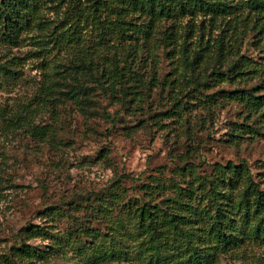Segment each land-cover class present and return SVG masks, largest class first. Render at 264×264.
I'll return each instance as SVG.
<instances>
[{
	"label": "rangeland",
	"instance_id": "1",
	"mask_svg": "<svg viewBox=\"0 0 264 264\" xmlns=\"http://www.w3.org/2000/svg\"><path fill=\"white\" fill-rule=\"evenodd\" d=\"M47 6L42 14L53 26L62 13ZM250 28L251 24L240 27V53L261 68L264 42L257 46ZM90 30L84 27L80 36L91 38ZM40 36L33 29L16 44L0 42V264H11L6 259L9 247L26 224L54 235L26 240L49 252L47 259L35 264H85L71 247L63 251L55 247L74 227L108 232L98 221V200L107 198L110 183L118 179L128 197L136 196L149 175L169 176L176 162H194L203 174L216 161L244 159L264 189V121L246 115L241 101L211 96L219 90L255 87L262 78L258 72L240 82L215 80L209 76L212 56L200 70H193L177 56L167 55L156 34L140 47L137 63L131 66L143 82L137 84L139 94L133 99L120 92L110 95L86 73L81 81L93 89L73 101L65 95L70 85L57 74L69 61V48L52 41L45 44ZM195 40H188L190 49ZM48 77L56 83L45 94L41 86ZM131 85L130 81L127 86ZM42 100L45 106L38 108ZM26 108L36 110L34 124L48 125L44 138L9 121ZM172 109L168 117L155 116ZM238 123L261 134L235 133ZM217 264H264V245L247 247L237 258L222 256Z\"/></svg>",
	"mask_w": 264,
	"mask_h": 264
},
{
	"label": "trees",
	"instance_id": "2",
	"mask_svg": "<svg viewBox=\"0 0 264 264\" xmlns=\"http://www.w3.org/2000/svg\"><path fill=\"white\" fill-rule=\"evenodd\" d=\"M45 6L61 11L58 25L50 26L53 21L42 14ZM249 24L258 46L264 42V0H0V42L16 44L36 29L45 44L52 41L69 48V61L57 74L70 85L65 95L73 101L93 89L81 81L86 73L110 95L120 92L133 99L139 94L137 84L143 82L131 66L137 63L140 47L157 34L162 50L193 70H200L212 56L209 76L215 80L240 82L258 72L262 78L255 87L219 90L211 96L241 101L246 115L264 121V65L253 67L252 57L240 53V27ZM86 26L91 38L80 36ZM194 37L190 49L188 40ZM53 83L56 80L48 77L41 86L43 93L50 94ZM32 111L36 110L26 108L9 121L42 139L48 125L34 124ZM173 111L155 116L168 117ZM233 130L261 134L244 123L235 124ZM198 167L194 162H176L169 176L149 175L130 197L120 180L112 181L107 198L98 200V221L108 232L74 227L56 251L69 246L86 259L85 264H217L222 256L237 258L247 247L264 245V189L247 161H216L203 174ZM45 235L54 237L38 225L20 228L7 261L35 264L47 259L49 252L26 242Z\"/></svg>",
	"mask_w": 264,
	"mask_h": 264
}]
</instances>
